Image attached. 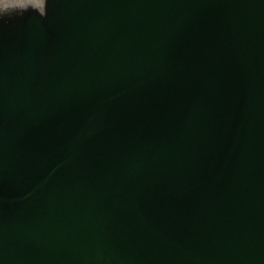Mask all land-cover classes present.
I'll use <instances>...</instances> for the list:
<instances>
[{"label": "water", "instance_id": "obj_1", "mask_svg": "<svg viewBox=\"0 0 264 264\" xmlns=\"http://www.w3.org/2000/svg\"><path fill=\"white\" fill-rule=\"evenodd\" d=\"M0 264H264V0L0 21Z\"/></svg>", "mask_w": 264, "mask_h": 264}, {"label": "clouds", "instance_id": "obj_2", "mask_svg": "<svg viewBox=\"0 0 264 264\" xmlns=\"http://www.w3.org/2000/svg\"><path fill=\"white\" fill-rule=\"evenodd\" d=\"M43 7L36 8L30 0H0V21L22 17L29 11L36 12L41 18L47 15L48 0H42Z\"/></svg>", "mask_w": 264, "mask_h": 264}, {"label": "rangeland", "instance_id": "obj_3", "mask_svg": "<svg viewBox=\"0 0 264 264\" xmlns=\"http://www.w3.org/2000/svg\"><path fill=\"white\" fill-rule=\"evenodd\" d=\"M35 2H36V4H38V5H42V4H43L42 0H35Z\"/></svg>", "mask_w": 264, "mask_h": 264}, {"label": "bare ground", "instance_id": "obj_4", "mask_svg": "<svg viewBox=\"0 0 264 264\" xmlns=\"http://www.w3.org/2000/svg\"><path fill=\"white\" fill-rule=\"evenodd\" d=\"M30 1H33V0H30Z\"/></svg>", "mask_w": 264, "mask_h": 264}]
</instances>
